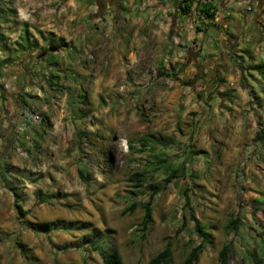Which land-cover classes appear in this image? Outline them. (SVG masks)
<instances>
[{
  "label": "rangeland",
  "instance_id": "1",
  "mask_svg": "<svg viewBox=\"0 0 264 264\" xmlns=\"http://www.w3.org/2000/svg\"><path fill=\"white\" fill-rule=\"evenodd\" d=\"M141 6L0 0V264H103L86 238L122 264H146L169 239L168 264H180L201 240L195 223L210 242L193 264H217L227 242V264H264V69L255 68L264 63V14L245 22L240 12V32L230 27L229 47L216 49L224 54L216 96L212 57L194 63L195 46L169 60L163 20ZM145 134L153 150L141 145ZM153 184L160 190L142 236L141 208L122 210ZM55 219L72 225L30 226Z\"/></svg>",
  "mask_w": 264,
  "mask_h": 264
},
{
  "label": "crops",
  "instance_id": "2",
  "mask_svg": "<svg viewBox=\"0 0 264 264\" xmlns=\"http://www.w3.org/2000/svg\"><path fill=\"white\" fill-rule=\"evenodd\" d=\"M180 1L141 0V7L148 8L150 12L157 11V15L163 20V31L167 33L166 42L173 46V55L172 57L168 56L169 60L180 61L179 56L183 48L187 49V57H189L191 49L195 46L197 48L194 58L191 59L194 63H203L205 59L212 57L211 64L214 74L211 78L215 83L210 91L216 96H221L222 89L217 88L219 79L217 66L220 65L219 60H223L221 55L224 54L216 53V49L225 50L229 47V39H233L230 27L237 28V31L240 32L241 25H243L237 16L240 12L244 13L245 22H254L258 16L257 21H261L264 14V0H250L252 8L249 11L245 10L243 0H212L219 17L215 23L208 22L206 18H202L198 13L195 14L194 11L186 14L181 13L179 10ZM224 103L226 102L224 101Z\"/></svg>",
  "mask_w": 264,
  "mask_h": 264
},
{
  "label": "trees",
  "instance_id": "3",
  "mask_svg": "<svg viewBox=\"0 0 264 264\" xmlns=\"http://www.w3.org/2000/svg\"><path fill=\"white\" fill-rule=\"evenodd\" d=\"M193 9L197 10L199 12V16H201L202 18H206L207 20H210L213 16V13L209 12L208 8H206L204 6V4H201L200 0H196V1L195 0H181L180 1L179 10L181 13L186 14V13H189ZM24 40L26 41V37L24 38ZM58 43L59 44H57V42L55 44H53L51 42V43L47 44V46H43L39 50V55L40 56L45 55L46 52L49 51L50 49H54V48L57 49V48H60V46L64 45L62 40H60V42H58ZM255 68L260 69V70L264 69V63L260 62L259 64H257L255 66ZM147 135L148 134L143 135L141 145L143 147H149V149L153 150L155 145H156L155 144L156 139L153 137H152V139H149ZM260 135L261 134H259V135L257 134V137L260 138L262 136V135L261 136ZM149 136H151V135H149ZM147 145H149V146H147ZM78 174L82 179H86V176L84 175V173L82 171L79 170ZM135 176H136L135 180H137L139 182L138 185L141 186L146 182V175L144 172L136 173ZM159 190H160V186L153 184L147 193V199L145 201L137 202V203L132 202L122 210L123 213H126V212L131 213L136 209V207L141 208L142 216H141V219L139 221V226H140L139 229L141 231L142 236L146 235V233L150 230V227L152 224L153 198H154V195ZM185 191L186 190H183L184 196L186 194ZM18 198H19V194L16 192L14 205L18 209V211L21 212L22 210H21L20 204L18 203ZM183 207L188 209L187 210L188 217L191 220H195L193 213L188 208L189 204H188V198L187 197H184ZM183 224H184V222H182V225ZM236 224H237V220L231 219L229 221V223H227L225 226L227 232H230L232 229L236 228ZM71 225H72L71 222H66V221L60 220V219L30 224L31 227L38 229V230H41V231H44L46 233H49L54 228L68 229L69 227H71ZM194 227H195V231L197 232V234L201 238V240L197 244H195L193 247L190 248L187 255L185 256V258L182 260V262L180 264H193L194 261L199 256V254L204 249L205 245L210 242V240H209L210 233L206 232V230L201 225H199L198 223H195ZM82 242L88 243L89 247L92 250L96 251L100 255V257L103 261V264H122L121 258L119 257L118 253L115 250H106V249L102 248L96 241L89 240L88 238L82 239ZM171 243H172V241L168 239L167 242L165 243V246L163 247V249L160 250L159 252H157L155 255L151 256L146 264H168L171 261V257H172ZM15 244L19 248L20 253L22 255H25L26 252H25L23 245L18 241H16ZM230 250H231V243L230 242L224 243L220 247V249L218 251L219 262L217 264H227L228 259H229ZM247 254L250 257L251 256L257 257V259L259 261L261 259L260 257H258L255 254L254 249L247 250ZM261 255L264 256V246L263 245L261 246Z\"/></svg>",
  "mask_w": 264,
  "mask_h": 264
},
{
  "label": "built area",
  "instance_id": "4",
  "mask_svg": "<svg viewBox=\"0 0 264 264\" xmlns=\"http://www.w3.org/2000/svg\"><path fill=\"white\" fill-rule=\"evenodd\" d=\"M200 2L203 3L206 8H208L209 12L213 13L212 18L209 21L210 22H217L219 17H218V14L216 13V10H215L214 6H213L212 0H200ZM243 3H244L245 10H247V11L251 10L252 6H251V3H250V0H243ZM192 11L193 10H191L190 13Z\"/></svg>",
  "mask_w": 264,
  "mask_h": 264
}]
</instances>
